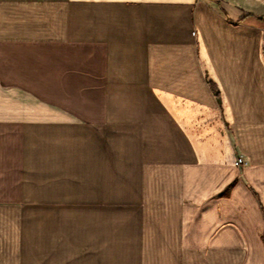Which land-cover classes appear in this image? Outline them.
I'll return each mask as SVG.
<instances>
[{"label": "crops", "instance_id": "obj_1", "mask_svg": "<svg viewBox=\"0 0 264 264\" xmlns=\"http://www.w3.org/2000/svg\"><path fill=\"white\" fill-rule=\"evenodd\" d=\"M263 187L264 0H0V264H199Z\"/></svg>", "mask_w": 264, "mask_h": 264}, {"label": "rangeland", "instance_id": "obj_2", "mask_svg": "<svg viewBox=\"0 0 264 264\" xmlns=\"http://www.w3.org/2000/svg\"><path fill=\"white\" fill-rule=\"evenodd\" d=\"M243 159V163L237 166H245L247 165L246 158L241 155L239 156ZM238 157V158H239ZM237 158V159H238ZM237 161V160H236ZM236 164V162H235ZM250 191L253 193V187L251 188L249 185ZM260 199L264 200V187L262 191H259ZM133 230V229H132ZM152 264H173V255L171 250V245L169 243L168 250L160 249V242H159V234L154 233L156 229H152ZM137 231V229H136ZM243 231V233L241 232ZM131 229H121L120 230V243H121V260L120 262H127L126 252H124V248H126V244L132 234L130 233ZM240 234L243 237H246L248 242V249L247 243L244 242V246H242V250L238 249L237 245L241 244L239 233L236 229H222L215 239L212 240V245H220V246H231V251L226 250H218V249H210L199 248V264H261V255H260V243L257 238V234L262 242L263 245V264H264V229H239ZM137 234V233H136ZM210 234L209 229H196L194 233V240L202 245H205L207 242V238ZM245 235V236H244ZM138 236V234L136 235ZM171 237V236H170ZM169 237V239H170ZM171 242V241H169ZM123 247V248H122ZM249 250V253H248ZM26 253H30V250L25 251ZM248 256V257H247ZM247 258V260H246ZM246 261V262H245ZM230 262V263H229Z\"/></svg>", "mask_w": 264, "mask_h": 264}, {"label": "trees", "instance_id": "obj_3", "mask_svg": "<svg viewBox=\"0 0 264 264\" xmlns=\"http://www.w3.org/2000/svg\"><path fill=\"white\" fill-rule=\"evenodd\" d=\"M210 85H211V88H212L213 92L215 93V95L217 97H219L220 93H219L218 89L216 88L215 84L214 83H210Z\"/></svg>", "mask_w": 264, "mask_h": 264}, {"label": "built area", "instance_id": "obj_4", "mask_svg": "<svg viewBox=\"0 0 264 264\" xmlns=\"http://www.w3.org/2000/svg\"><path fill=\"white\" fill-rule=\"evenodd\" d=\"M243 163V159L239 157L236 161V165H241Z\"/></svg>", "mask_w": 264, "mask_h": 264}]
</instances>
